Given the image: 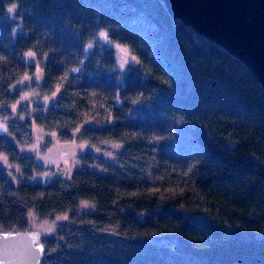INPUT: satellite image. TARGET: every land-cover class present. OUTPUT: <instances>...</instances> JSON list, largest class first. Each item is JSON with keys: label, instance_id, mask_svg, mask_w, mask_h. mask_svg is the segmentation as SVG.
Returning <instances> with one entry per match:
<instances>
[{"label": "trees", "instance_id": "trees-1", "mask_svg": "<svg viewBox=\"0 0 264 264\" xmlns=\"http://www.w3.org/2000/svg\"><path fill=\"white\" fill-rule=\"evenodd\" d=\"M0 117V231L66 216L41 264H264V89L162 0H0ZM42 130L89 146L47 183Z\"/></svg>", "mask_w": 264, "mask_h": 264}, {"label": "water", "instance_id": "water-1", "mask_svg": "<svg viewBox=\"0 0 264 264\" xmlns=\"http://www.w3.org/2000/svg\"><path fill=\"white\" fill-rule=\"evenodd\" d=\"M162 2L172 18L239 58L264 89V0ZM8 130L0 117V135ZM43 234L36 228L0 231V264H41L47 250Z\"/></svg>", "mask_w": 264, "mask_h": 264}, {"label": "rangeland", "instance_id": "rangeland-1", "mask_svg": "<svg viewBox=\"0 0 264 264\" xmlns=\"http://www.w3.org/2000/svg\"><path fill=\"white\" fill-rule=\"evenodd\" d=\"M105 31L102 32L101 36L104 37ZM115 46L119 47V54H120V65L122 67H125L126 64L134 62L135 57L128 52L127 49H123L122 46H120L117 43H114ZM29 79H24V81L21 83V85H24L25 82H27ZM37 95L31 93L30 91L24 92V94L21 96V98L18 100V102H15L12 107V113L15 114V111L18 110L19 104L27 102L30 105H34L35 99ZM45 102H50L48 99L39 100ZM8 117H4V120L6 121ZM9 132V131H8ZM8 135V134H7ZM37 137L34 144L30 146L32 148L31 150L28 148H25L27 151L31 153H36L38 155V162L40 163V171L36 173V179L41 180L45 177H57L61 175L71 174L75 167L78 165L79 157L80 155L84 154L88 149L89 146L82 144L80 142H64L61 140H58L57 138L54 139L55 141L48 142L47 137L48 135L42 130L39 131L37 134ZM112 147H115L116 149H119L118 144H112L109 143ZM1 160H3L4 164L7 167H11V163L6 156H2ZM50 170L52 172L50 173ZM66 216H60L55 221H44L40 220L35 214L30 215V229L36 228L39 230H44L49 227L50 229L52 227H55L56 222L60 220H65ZM49 231V230H48Z\"/></svg>", "mask_w": 264, "mask_h": 264}]
</instances>
